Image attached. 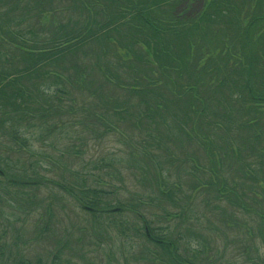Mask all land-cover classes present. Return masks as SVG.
I'll return each instance as SVG.
<instances>
[{
  "label": "trees",
  "instance_id": "trees-1",
  "mask_svg": "<svg viewBox=\"0 0 264 264\" xmlns=\"http://www.w3.org/2000/svg\"><path fill=\"white\" fill-rule=\"evenodd\" d=\"M182 1L0 0V132L3 135L6 134L11 138L29 159H35L36 162L42 161V157L52 161V157L43 153L41 147L45 152L51 150L63 158L82 157L83 149L88 145V137H92L96 132L95 127H104L117 133L119 137L125 138L128 132L126 133V130L122 128L123 120L126 123L132 119L135 124L134 131L139 130V135L144 137L143 143H138L133 142V136L131 141L128 134L127 142L130 149L124 155L111 154L97 161H89L83 166V173L70 171L77 180L75 186L79 187L78 193L81 194L75 196V199L84 207V211L92 217H100L99 220L106 218L105 228H103L106 235L112 230L113 225H116L114 227L119 230L120 237L125 242L124 250L121 251V256L118 255L119 257L112 253L109 255L111 261L118 263L119 259L123 260L124 264L130 263L128 255L130 256L129 253L133 252V243L136 238L130 233L131 230L127 225L113 218L115 214L123 212L126 207L142 222L143 238L158 248V250H149V247H146L145 250L149 256H143L140 260L160 264H170V262L171 264H194L187 260L183 261L178 252L176 244H179L181 240L180 235L177 234L179 239L168 238L165 234L166 228L151 227L150 222L139 211V208L146 205L143 201V198H146L147 202L159 203L160 209L166 214L165 219H168L170 214L167 202L178 205L172 194L181 191V186L178 181L173 183L165 181L162 167V163L171 164L172 162L173 155L169 153L167 146L172 142L171 134L181 145L187 141L196 142L198 147H202L200 142L205 140V144H210L212 149L215 148V150H209L210 161L214 159L213 164L221 159L233 162L239 170L237 176L240 177L241 184L237 182L233 185L228 184L219 175V170L214 168L209 180H198L194 188L209 189V186H216L219 182L221 188L220 194H217L218 197L215 199L216 211H226L222 210L224 203L237 211H251L249 204L252 202V207L258 211L250 217L245 216L248 221L244 226H249L251 223L257 224L259 231L256 233L264 234L262 229L264 226V145L255 141L259 136L257 133H253L254 141L246 142L245 145L240 144L235 133H242L245 129L251 132L250 130L261 127L259 125L264 123V111L260 112V109L257 111L250 102L251 95L254 93L259 95L264 93V50L262 49L263 40H260L264 36V0H203V7L194 15L184 14ZM244 5L247 6L246 15L240 16ZM62 10L67 15L63 21L58 19ZM215 31L222 32L220 38L215 36L211 39L219 47L224 37L226 42H229L228 39L231 42L235 40L241 49L233 47L232 53L227 51L224 54L225 65L207 64L201 69L203 70L201 74V70L197 71L198 69L194 67L192 69V62L196 67V57L193 56L192 51L194 50L197 57L206 52L207 38L210 35L208 32ZM196 36L199 38L198 41L193 39ZM212 42L209 44H213ZM42 51L47 53L44 56L37 54ZM222 52L221 47L219 54ZM233 53H236L238 60L236 64L231 63ZM70 56L78 61L73 63L78 68H82L81 73L85 72V75H81L85 78H76L77 74L71 73L63 65H56L59 58H71ZM84 59L91 61L86 62ZM88 66L95 68L91 70ZM189 72L193 78H190ZM215 72L218 73L215 75L216 82L211 83L206 79V75L211 76ZM94 73L100 75L102 79L98 89H102L101 87L105 84L108 96H100L104 101L102 102L98 95L99 103L97 104H79L77 97L80 98V95L75 97L71 90L74 88L90 96L95 95L97 90L92 87L95 80L92 77ZM199 76L201 78H198ZM48 81L60 85L52 89V82ZM190 82L193 85H190ZM166 90L170 94L175 93L179 96L191 93L193 95L195 91L198 97L197 102L189 108H184L182 101L190 103V99L181 100L177 106L172 105L170 98L168 99L165 94ZM216 90H219L222 96L219 92L216 93ZM115 92L124 94L122 102L118 100V94L114 95ZM109 93L112 96H109ZM118 102L121 103V108ZM194 106L196 109H193ZM172 107L179 112V115L172 110ZM219 110H224V113ZM163 111H167L173 119L172 123L177 121L175 127L167 123V119L161 113ZM229 111L232 114L229 121L237 126L234 130L224 126L226 123L224 118H228ZM189 112H194L197 121L194 123L196 131L204 127L202 116L212 115L214 119L218 116L220 118L219 121H211L207 116L205 127L208 130L196 133L191 127L189 132L186 129L187 124L192 122ZM125 115L131 119H127ZM56 117L58 122L53 123ZM75 119L80 120L81 124L76 126ZM24 127L35 129L36 133H28ZM162 128L164 129L161 131ZM217 131H220L222 135ZM48 134H51L52 141L60 140L66 143L64 139L67 140V146L61 143L60 147L53 146L52 142L46 140L49 137ZM123 141L127 144L124 139ZM70 147L71 149H68ZM207 149L210 148L206 147L203 150ZM193 159L197 165L190 160L191 165L183 167L182 163V168L185 171L193 170L192 174L199 178L198 174H205V170L195 157ZM5 161L2 160L0 164L4 165L7 162ZM180 164L177 163V167ZM89 166L92 169H89ZM58 167L62 172L71 169V165L63 167L61 164ZM6 168L10 169V172L0 170V180L2 179L1 181L6 184L18 183V178L13 173L20 171L24 173L25 179L16 185L41 184L44 187H54L51 183L56 182L51 180L46 183L44 176L36 174L31 169L32 165L29 166L30 170L25 168L21 170L16 167L13 171V167L6 163ZM98 169L112 174L120 181L119 186L115 188L110 180L104 181ZM92 170H97L98 173H91ZM153 170H156L155 175L160 174L163 180V191L157 189L160 197L151 196V191L148 192L147 197H139L141 194L139 193L138 200L131 194L129 199L124 198L127 202L119 201L114 197L118 191L125 188L124 184H121L122 178L124 180L129 177L122 176L125 171L135 175L137 184L133 188L142 192L152 188ZM27 172L30 175H27ZM213 175H216V181L211 183ZM89 177H93L94 182L109 185L111 191L98 188L99 186L88 187L86 182ZM178 177L181 176L178 175ZM246 180H253V187L252 185L244 187ZM1 181L0 190L9 193L5 188L2 189L6 184ZM171 184L176 185L168 187ZM59 187L62 186L59 185ZM65 189L71 194L75 193L72 188L64 186ZM5 200L7 201L6 198ZM115 201L117 204H113ZM260 202L263 204L259 208L256 203ZM224 208H226L225 205ZM95 212L98 215H95ZM3 216L8 219V216ZM222 216H228L231 220V217H237V214L227 215L226 212V214L222 213ZM176 217L178 215L174 216ZM232 222L242 224L235 219H232ZM242 230L244 235L253 236L252 239H254L256 234L253 227H251V236L250 232H246L243 228ZM44 231L46 232L45 228ZM105 245L107 247L108 242ZM63 247L65 245L61 243L59 248L53 251L49 264L71 262L70 257L66 260V256H62ZM186 247L188 251L196 254L203 250L193 248L191 245L187 246V244ZM257 251L255 247V256ZM255 258L260 259L259 256ZM26 261L20 259L18 263H12L11 252L9 254L0 246V264H28V260ZM41 263L37 261V264ZM257 264H264V259L261 262L258 260Z\"/></svg>",
  "mask_w": 264,
  "mask_h": 264
},
{
  "label": "rangeland",
  "instance_id": "rangeland-1",
  "mask_svg": "<svg viewBox=\"0 0 264 264\" xmlns=\"http://www.w3.org/2000/svg\"><path fill=\"white\" fill-rule=\"evenodd\" d=\"M182 4L184 14L194 15L199 13L201 8L203 7V0H183ZM243 7L244 8H242L240 16L246 15L247 6L244 5ZM66 17L67 15L63 10L58 15V19L61 21L65 20ZM208 33L210 35L209 38H207L208 42L206 52H200L202 55L200 54L197 57L194 50L192 51L193 56L196 57V67L192 62V69L194 67V69H198L197 71H200L207 64H217L219 66L225 65L226 60L224 54L227 51H230L232 53L233 47L241 49L239 45L236 44L235 40L231 42L230 39H228V36L224 33V36L228 39L229 42H226L225 38L222 37L223 42L220 43V45L223 49V52L219 54L221 47L215 44L214 40L212 42L211 39L215 36L217 38H220L222 32L215 31ZM193 39L198 41L199 38L196 36L193 37ZM260 40H263L262 49L264 50V36ZM210 42H212L213 44H209ZM46 53L47 52L42 51L37 54H43L41 56H44V54ZM70 57L71 58H59L56 61V65H63V67L65 69H68L71 73L77 74V76H75L76 78H85V76H82L85 75V72L81 73L82 68H78V66L74 64L78 61L74 60L72 56ZM84 61L89 62L91 60L84 59ZM237 61L238 60L236 58V53H233V55L231 56V63L236 64ZM89 68L93 70V68L95 67L88 66V69ZM202 71L203 70H201L200 73ZM201 74H203V72ZM217 74L218 73L216 72L211 76L205 74L206 79H208L211 83H214L216 82L215 75ZM188 75L190 76V78H193L191 72H189ZM92 77L95 79L92 87H95L98 94L95 93L94 95L92 92L93 96H90L87 93H82L81 90L76 91L74 88L71 90V92L73 91V95L75 97H77V95H80V98L77 97L79 99V101H77L79 104H97L99 103V101L97 102L98 95L101 101L102 97L100 96H108V92L105 89L107 86L105 84H103L104 86L101 87L102 89H98V86L102 84L100 75L94 73ZM198 78L201 77L199 76ZM48 82L51 83L52 81ZM210 82H207V84L211 85ZM51 84L52 89L55 86L60 85L55 82H52ZM189 84L193 85L192 82H190ZM219 90H216L215 92H219V94L221 95V92ZM117 92H115L114 95L118 94V100L122 102L121 99L124 94ZM165 94L168 99L170 98V104L175 106H177L183 99H190V103L182 101V105L184 108H189L194 104V102H197L198 98L196 97L195 91L193 92V95L191 93L179 96L175 95V93H172V95L166 90ZM213 94L214 93H212V95ZM109 96L112 95L109 93ZM250 102L257 111L259 109L260 112L261 110L264 111V93H260V95L259 93H254V95H251ZM118 105L121 108L120 102H118ZM193 109H196V106H194ZM172 110H174L177 115H179V112L173 107ZM219 112L224 113V110H219ZM161 113L164 114L165 118L167 119V123L171 127H175V123H177V121L175 120L174 123H172L173 119L167 114V111H163ZM193 113L194 112H189V116L191 117L192 122L188 123L187 126L184 124L187 131L189 132L191 130V127H193V130H195L196 133H200L201 131L205 132V130H208L207 127H205V125H207V116L210 117L211 121H219L220 118V116H218L214 119L212 118V115L202 116L204 127L196 131L194 123H196L197 121ZM125 116L127 119L130 118L127 115ZM231 116L232 114L230 113L228 115V118H224L226 120L224 126H229L231 127V130H234V128H237V126L233 122L229 121L232 118ZM183 119L184 121L186 120L184 117ZM43 121H45V119ZM56 121L58 122L57 117L53 119L52 122L54 123ZM123 121L121 122L122 128L126 130V133L128 132L131 141L133 136V142L143 143V135H139V130L137 129L136 131H134V121L132 119L131 121H126V123H124ZM74 123L76 124V126L81 124L80 120L78 119H75ZM259 126L261 127H255L254 130L251 128V132H248L247 129H245L242 133L235 132L237 137L239 138L240 144L245 145L246 142H253L254 140L252 139V136L257 133L259 134V136L255 141L261 142L260 145H264V123L260 124ZM24 129L28 133H36L35 129L32 130L27 127H24ZM94 129L96 132L92 137H88V145L85 147V149H83L84 152L82 157L69 158L68 156H66L65 158H63L51 150L45 152L43 147H41L43 153L52 157V161L46 160L44 157H42L43 160L37 162L35 159H29L24 154V152L16 146L11 138H9L6 134L3 135V133L0 132V162L2 160H6L7 162H5L13 167V171L16 170V167L20 168L21 170L23 168L30 170L29 166L32 165L31 169H33L36 174L44 176V181H46V183H49L51 180L53 182L56 181L55 184L51 183V185L55 188L44 187L41 184H38L36 186H27L26 184L16 185L22 183L25 179L24 173H22L21 171L13 173V175L18 178V183H15V185L6 184L1 181L2 179L0 180L2 183L6 184V186L2 187V189L5 188L6 191H9V193H4V190H0V246L5 248V251L9 252V254L11 252L12 263H18L20 259H22V261L28 260V264H37L38 260L42 263L49 264L50 256L53 251H56L59 248L60 244L63 243L65 247H63L62 249V256H66V260L71 258V262H68L66 264H89L92 262H94L95 264H124L123 260L121 259H119V263L114 260L111 261L109 256L112 253L115 256L119 257L121 256V251L124 250L123 245H125V242H123V239L120 237L119 230L114 227L116 225H113L111 227L112 230L109 231L108 235H106L105 231L103 230V228H105L104 226L106 223V218L99 220L100 217H92L91 214H87L86 211H84V207H82L81 204H79L75 199V196H80L81 194L78 193L77 188L79 187L75 186L77 180L74 179V174L70 172L71 170L83 173V166L86 165L87 162L97 161V159L101 157H108L111 154H114L115 156L124 155V153L128 152L130 149V146L127 142L128 134L125 138H123L119 137L117 133L105 129L104 127H95ZM163 129L164 128H162L161 131ZM217 133L222 135L220 131H217ZM48 135L49 137L46 138V140L52 142L53 146L60 147V143L67 146V140L64 139L66 143H62L60 142V140L52 141L51 134ZM171 137L172 142L167 146L169 148V153L172 154L173 157L171 164L162 163L164 173L163 177L165 178V181H168V183H173L174 181L179 182L182 190L174 192L172 194L173 199L176 200L178 205L176 206L171 202H167L168 212L170 214V218L168 219H165L166 214H164V212L160 209L159 203L147 202L148 199L146 200V198H143V201L144 203H146V205H143L144 207L139 208V211L142 212V214L146 217V220L150 222L151 227L166 228L165 234L168 238L174 240L177 238V234L181 236V240L179 244H176V246H178V252L181 258H183V261L187 260L188 262H193L194 264H257L258 260L261 262L264 259V234L261 233L260 235H258L256 233V231H259L257 228V224L251 223L249 226H244L246 221H248V219H245V216L250 217L254 214V212L258 211L256 208L252 207V202H250L249 204L251 206H249L251 208V211H237L235 208H229L230 205H228L227 203H224L222 205V210L226 211H216L215 199L218 197L217 194H220L219 190L221 188L219 182L216 183V186H209V189L194 188L195 183H197L198 180L208 181L212 174L211 171L214 168L216 170H219V175H221V177H223L228 184L233 185V183L236 182L238 184H241V179L239 176H237V171H239L237 170V167L231 160L228 159H221L220 161L217 160L218 162H215L213 164L214 159L210 161L211 156L209 153V150L212 149V146L210 144H205V140L203 142H200V144H202V147H198L196 145V142L186 141L183 142L182 145L178 144L175 140L174 135L171 134ZM242 137H244L245 139ZM123 139L127 142V144H125ZM71 147L68 149H71ZM206 147H209L210 149L204 151L203 149ZM213 149L215 150V148ZM194 157L197 159L200 165H202V169L205 170V174H198L199 178H196L195 175L192 174L193 170L185 171L182 168V163L184 164L183 167L190 166V160H193V163L197 165V163L193 159ZM176 162L181 164L177 167ZM6 163L4 165L3 163L0 164V170H4V172H10V169L7 170L6 168ZM61 164L63 165V167H70L71 165V169H68V171L63 170L62 172L58 167ZM229 165H231L230 168ZM89 169H92L91 166H89ZM98 171L101 173V177L104 181L108 182V180H110V182L114 184L115 188H117L116 186H119L120 181L115 179V177L112 174L108 173V171L100 169H98ZM98 171L92 170L91 173L97 174ZM154 171L156 170L152 171V188L142 190V192H140L141 190H136L135 188H133V186L137 184V178L135 177V175L133 176V173L125 171L122 176H129L124 180L123 178L121 179V184L123 183L125 188H122L121 191H118V193H116L114 197H116V199H118L119 201L121 200L122 202H127L125 201V199H129L131 194L136 200H138L139 197H147L148 192L150 191L151 196L160 197L157 189H162L161 191H163V180L162 177H160V174L156 176ZM29 172H27V175H30ZM218 173H216V175H218ZM149 174L151 173L149 172ZM178 175H180L181 177H178ZM216 175L212 176V180L210 181L211 183L216 181ZM1 178L6 179L5 177ZM92 179L94 178H88V181L86 182L88 187L99 186L98 188H103L106 191H111L109 185H105L98 181H96V183ZM252 183L253 180H246V185L244 187L252 185ZM58 184L61 185L63 189L62 187H59ZM176 184L168 185V187H173ZM64 186L74 189L75 193L71 194L69 190H64ZM165 187L167 188L166 185ZM172 189L175 190L174 188ZM139 193H141L140 196ZM5 198L7 199V201L5 200ZM113 204H117L116 201ZM256 204L260 208L263 203L260 202ZM224 205L226 208H224ZM99 209L101 210L103 208ZM247 210L250 209L247 208ZM226 212L227 215L236 213L237 217H231L230 220V217L222 216V213L226 214ZM3 215L8 216V219H5L6 217H4ZM95 215H98L97 212H95ZM175 215H178V217L174 218ZM113 218L118 222L122 221L125 225H127L131 230L130 233L136 237L133 243V252L129 253L131 254L130 256L127 254L130 261V263L127 264H160L155 262H146L143 259L140 260V258H142L143 256H149V253L145 250L146 247H149V250H158V248H156L155 245L148 243L145 238H143L144 229H142L141 231L142 222L138 218H136L135 214L132 213L131 210L125 207V210H123V212H120V214H115ZM232 219L242 222V224H236L232 222ZM7 220L9 222H7ZM251 227H253V231L255 232L254 234H256L254 236V239H252L253 236L248 237L247 235L243 234L242 228L246 232H250L251 236ZM44 228L46 232L44 231ZM236 229L238 230V233H236ZM262 229L264 230V226ZM136 231H139L138 234ZM104 241L108 242L107 247L105 245L106 242ZM185 243L187 244V246L191 245V247L193 248L203 250L198 252V254L188 251ZM255 247L258 250L256 256H259L260 259L255 258Z\"/></svg>",
  "mask_w": 264,
  "mask_h": 264
}]
</instances>
